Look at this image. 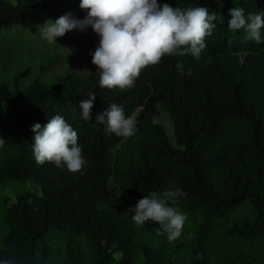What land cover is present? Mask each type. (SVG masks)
I'll return each instance as SVG.
<instances>
[{"label": "trees", "instance_id": "16d2710c", "mask_svg": "<svg viewBox=\"0 0 264 264\" xmlns=\"http://www.w3.org/2000/svg\"><path fill=\"white\" fill-rule=\"evenodd\" d=\"M80 0H17L5 9L0 2V29L19 26L33 29L49 18L71 13L84 19ZM173 8L204 7L217 12L212 34L205 38L200 58L191 54L165 56L158 65L142 70L130 89L101 88L96 66L90 62L88 81L73 75L65 86L36 82L13 89L0 85V185L9 180L37 183L38 200L18 195L11 213L18 217L19 238L0 250V260L14 264H44L47 238H65L66 264H83L78 241L92 252L91 264H133L139 249L151 246L138 241L128 217L119 213L123 196L141 199L180 188L183 195L170 206L190 211L183 229L190 234L188 264H213L210 239L214 230L245 202L259 210V218L238 224L234 237H264V28L261 42L247 38L244 28L230 31L228 10L242 7L245 16L264 12V0H158ZM182 63V71L177 67ZM93 91L96 99L84 120L81 100ZM116 103L136 122L135 134L117 137L97 124V113ZM174 122L178 148L164 128L154 121L160 111ZM61 115L78 133L86 164L71 173L54 163L37 164L32 152L34 123L42 125ZM138 138V162L122 163L116 149L127 139ZM114 180L116 186L111 188ZM123 254L116 261L115 252ZM41 252L40 258L38 253ZM46 252V253H45ZM38 258V259H37Z\"/></svg>", "mask_w": 264, "mask_h": 264}, {"label": "clouds", "instance_id": "9594fccd", "mask_svg": "<svg viewBox=\"0 0 264 264\" xmlns=\"http://www.w3.org/2000/svg\"><path fill=\"white\" fill-rule=\"evenodd\" d=\"M79 7L87 11L84 19H77L71 13L55 21L49 19L38 25V31L49 43L56 42L68 31L84 32L91 27L99 37V44L90 52L91 63L96 66L98 83L101 88L130 89L143 69L158 65L165 57L191 54L200 58L206 47L205 38L212 34L216 21L224 19L217 12L209 13L204 7L191 6L173 8L158 0H80ZM227 26L230 31L244 28L247 38L261 42V29L264 28V12L249 13L245 16L242 7L228 10ZM182 71V63L177 62ZM89 99L81 100L84 120H92L90 110L96 96L93 91ZM97 124L107 126V131L117 137L128 138L135 134L136 122L125 116L123 108L110 104L95 117ZM32 152L37 164L54 163L58 168H66L71 173L81 172L86 164L82 148L78 145V133L57 114L44 125L34 123ZM4 140L0 139V143ZM183 195L180 188L168 189L162 195L153 194L139 199L130 207L136 224L158 223V233L166 235L169 242L176 241L182 234L186 214L169 201ZM38 259V258H37ZM0 264H14L5 258Z\"/></svg>", "mask_w": 264, "mask_h": 264}, {"label": "rangeland", "instance_id": "374dc122", "mask_svg": "<svg viewBox=\"0 0 264 264\" xmlns=\"http://www.w3.org/2000/svg\"><path fill=\"white\" fill-rule=\"evenodd\" d=\"M5 9L17 4V0H0ZM55 21L58 18H49ZM48 19V20H49ZM43 24V23H42ZM26 29L10 26L0 29V85L13 89H22L41 82L50 87L65 86L68 76L73 75L81 83L88 81L92 57L99 44V37L91 27L86 31H68L63 37H57L56 42L49 43L43 39L37 26ZM264 99V98H263ZM167 133L174 148H178L174 122L171 115L161 110L154 118ZM141 141L138 138L127 139L116 152L122 163L138 162V149ZM111 188L116 186L114 180ZM29 193L31 199L38 201L42 196L40 186L33 181L9 180L0 185V250L7 247L8 242L19 238L17 230L18 217L11 213L18 203V195ZM125 203L119 206V213L128 217L129 225L138 241L150 244L147 250L138 249L132 260L133 264H188V241L191 239L184 229L181 236L174 242H169L166 235L158 233V223L145 222L136 224L132 217L138 199L123 196ZM188 218L190 211L177 207ZM258 208L250 201L245 202L229 216L227 224L220 225L214 230L210 239V259L213 264H264V237L254 240H244L234 237L229 232L238 224L255 221L259 218ZM46 243L48 252L44 264H66L67 258L65 238L60 233L51 234ZM78 254L83 264H91L92 252L82 241H78ZM46 253V252H45ZM116 261L123 259V254L115 252ZM41 252L38 253L40 258Z\"/></svg>", "mask_w": 264, "mask_h": 264}]
</instances>
